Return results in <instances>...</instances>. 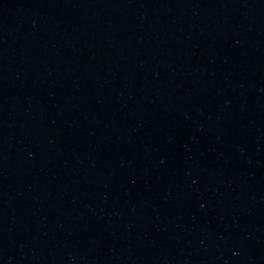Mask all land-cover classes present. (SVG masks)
Listing matches in <instances>:
<instances>
[{"label":"water","instance_id":"95a60500","mask_svg":"<svg viewBox=\"0 0 264 264\" xmlns=\"http://www.w3.org/2000/svg\"><path fill=\"white\" fill-rule=\"evenodd\" d=\"M0 264H264V0H0Z\"/></svg>","mask_w":264,"mask_h":264}]
</instances>
